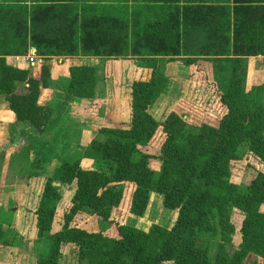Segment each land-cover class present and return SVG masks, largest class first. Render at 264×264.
Masks as SVG:
<instances>
[{"label":"trees","instance_id":"obj_1","mask_svg":"<svg viewBox=\"0 0 264 264\" xmlns=\"http://www.w3.org/2000/svg\"><path fill=\"white\" fill-rule=\"evenodd\" d=\"M30 47L43 59L38 76L7 60ZM258 55L264 56V0H0V94L17 120L40 132L51 114L47 117L50 108L38 103L41 88L49 86L50 58L138 56L151 69L148 79L130 84L129 122L95 129L82 154L94 166L84 168L82 156H59L60 164L45 176L34 213L38 235L51 245L36 264H59L66 243L76 244L80 264H212V241L233 207L245 213L242 242L232 253L220 244L214 264H244L257 234L264 237V172L243 191L230 179V163L247 152L264 162V85L247 90L243 69L247 57ZM176 58L191 66L196 82L211 93L217 123L191 122L177 112L157 120L151 112L169 86L166 63ZM100 68L91 71L100 77L94 89L89 75L70 92L99 96L97 84L105 85ZM46 144L30 146L40 151ZM147 148L158 152L148 154ZM151 157L158 158V172ZM74 182L61 229L51 233L60 185ZM129 184L131 213L143 215L151 192H157L175 211L172 226L154 224L145 231L119 223L118 236L111 237L73 224L82 213L109 221ZM5 224L0 221V244L12 246Z\"/></svg>","mask_w":264,"mask_h":264},{"label":"rangeland","instance_id":"obj_2","mask_svg":"<svg viewBox=\"0 0 264 264\" xmlns=\"http://www.w3.org/2000/svg\"><path fill=\"white\" fill-rule=\"evenodd\" d=\"M74 59L76 58H71V61ZM77 60L75 63L70 64L69 82H72L68 86L72 91H74L73 83L83 82L85 78L88 79L89 75H92V85L100 80L98 73H91L100 64V72L104 73V87L102 83L97 84V87L101 88V91L99 90V96H77L80 98V103L76 112H81L79 115L83 117L85 127L89 129L88 135H90V138L88 137L86 140L79 141L76 137H79L80 133L69 132L73 128L65 124V129L63 127L61 128L63 131L67 130L65 132V138L70 137V140H61L54 146L47 143L42 146L40 151L39 149L32 148L27 139H20L21 135L19 136V133L16 132L7 144L0 146V221L6 223V226L10 224V230L7 232L9 236L14 237L12 246H3L0 244V264H36L38 256L45 255L49 252L51 245L50 239L38 235V216L34 213L43 194L42 187L45 176L51 174L60 164L59 156H82V160H87L88 163L93 164V159L82 155L86 146L95 138V134H91V129H98L104 123L109 125H114L115 122L119 121L123 125L128 123L131 116L130 84L133 79L146 80V73H144L146 70L140 68L138 65L133 69L132 65L129 66L127 64L123 70L125 78L121 81L122 89L116 91V85L119 82L116 81L117 84L115 82L113 75L114 68L110 59L78 58ZM124 60L125 58L123 57L113 59V61L121 62H124ZM176 60L179 59H173L166 63V74L169 77V86L167 91L161 94L156 103L152 105L151 112L157 120H163L170 113L177 112L191 122L206 121L209 123H217L220 115L218 114V109H215L214 105L211 104L213 98L211 97V93L209 90H205L204 86H199L201 84L196 82L191 66L184 65L183 60V62ZM141 62L143 63L144 61L141 60ZM136 63L138 64L140 61ZM76 66L82 67V70H79L80 68ZM204 66L207 69H211L210 62H205ZM243 69L246 73L245 86L247 90L252 85H264V74L263 76L252 77L253 72L264 70V62L260 65V63H250L246 59ZM230 71L231 64L224 70V74L228 75ZM61 78V75L57 73L54 86L58 90L55 91V98L61 94V91H59L62 83ZM94 86L95 84L92 86V89H94ZM196 96L198 98L197 100H195ZM49 113L48 110L47 117ZM65 115L66 119H69L71 117L70 111ZM80 117L73 118V120L79 122L81 120ZM239 117H244V114H239ZM29 124L31 123L29 122ZM55 126L57 127V124ZM11 146L15 150L11 151L9 155ZM144 152L155 155L158 151L147 148L144 149ZM157 159L152 157L149 159V164L156 172L160 169V163ZM230 172L231 181L240 190L245 191L257 173L264 172V162L252 152H247L243 157L231 161ZM76 188V182L60 185L62 200L60 203H56L57 206L55 205L51 233L61 229L60 220L64 211L67 210L69 200ZM132 189L133 185L129 184L125 190L122 202L113 209L112 218L109 221L103 220L96 214L82 213L77 215L73 224L86 228L89 231H101L111 237L118 236L119 223L136 226L145 231L150 230L154 224H159L162 227L172 226L175 220V211L164 206V196L157 192H151L148 206L143 215L138 216L131 213L129 199ZM262 209L264 210V206ZM244 218L245 213L237 207H233L223 217L219 234L212 241L210 249L212 264L215 263L220 244L224 245L230 253L238 249L242 242L241 228ZM254 242L252 250L244 260V264H264L263 235L257 234ZM62 249V257L59 264H80L76 256V244L66 243ZM167 264L172 263L169 262Z\"/></svg>","mask_w":264,"mask_h":264},{"label":"crops","instance_id":"obj_3","mask_svg":"<svg viewBox=\"0 0 264 264\" xmlns=\"http://www.w3.org/2000/svg\"><path fill=\"white\" fill-rule=\"evenodd\" d=\"M196 2H203L206 4H228L231 3V0H196ZM71 58H76L71 61ZM106 59L111 60L114 68V79L116 82V91H120L122 89V79L125 78V74H123V70L127 66V64L132 65V68L135 69L137 65L140 68H143L146 70L144 73H146V79H148L151 75V69L147 66H144L141 62L143 61L142 58L138 56H126L124 62L121 61H113V59H116L118 57H72V56H54L48 60L50 64V70H51V76L49 79V86L48 87H42L39 93L38 97V103L42 106H46L50 108V116L47 121L45 130L43 132L38 131L32 124H29L27 121H19L17 120L15 113L11 111L10 109V103L6 100L5 95L0 94V146L7 144V142L12 139L13 134L19 133L20 139H27L28 143L32 142H39L44 141L47 142L49 145H55L58 144L61 140L69 141L70 137L65 138V132L67 130H64L61 128H64V125L67 124L69 127L73 128L69 132L73 133H80L79 137H76L80 140H86L88 137L90 138L89 129L85 127V123L83 122V117L79 114H81L80 111L76 112V109L78 108V105L80 103V98L77 97L75 94L70 92L68 84L70 83V64L75 63V61H78L77 59ZM127 59V60H126ZM179 60L176 61H182L181 58H176ZM246 59L249 60L250 63L262 64L264 62V56L258 55L253 57H247ZM7 60L19 67L22 68H28L32 71V74L34 76H38V73L41 70L42 66V58L39 55H36V50L34 47H30L29 51L25 55H10L7 56ZM71 61V62H70ZM140 63H136L139 62ZM70 62V63H69ZM183 62V61H182ZM78 65V64H75ZM184 65H186L184 63ZM188 66V65H186ZM257 70V69H256ZM61 75L62 83L60 85L59 91H61V94L59 97L55 98V91L58 90L55 88V79L56 74ZM252 77H259L263 76L264 70L256 72H253ZM55 74V75H54ZM64 77V79H63ZM148 77V78H147ZM264 77V76H263ZM135 80V79H133ZM132 80V81H133ZM57 83V82H56ZM61 98V99H60ZM116 101V100H114ZM70 111L71 117L69 119H66V115ZM79 112V113H78ZM80 117V121L76 122L73 120V118ZM57 124V127L55 126ZM62 124V125H61ZM83 124V125H82ZM126 124V123H125ZM105 126H113L109 124H105ZM102 124V126H104ZM123 124L119 122H115L114 126H121ZM17 128V129H16ZM65 129V128H64ZM38 132H37V131ZM88 131V132H87ZM94 129H91V134L94 133ZM93 132V133H92ZM15 148L11 146V150L9 151V155L11 154V151H14ZM87 160H82L81 165L84 168H92L94 163H88ZM136 227V226H135Z\"/></svg>","mask_w":264,"mask_h":264}]
</instances>
